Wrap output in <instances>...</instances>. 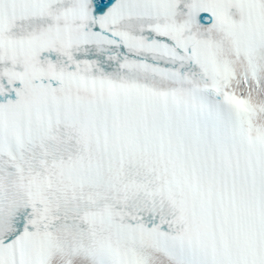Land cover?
<instances>
[{"label": "snow or ice", "instance_id": "1", "mask_svg": "<svg viewBox=\"0 0 264 264\" xmlns=\"http://www.w3.org/2000/svg\"><path fill=\"white\" fill-rule=\"evenodd\" d=\"M0 264H264V0H0Z\"/></svg>", "mask_w": 264, "mask_h": 264}]
</instances>
